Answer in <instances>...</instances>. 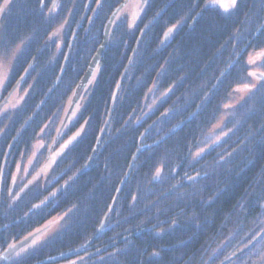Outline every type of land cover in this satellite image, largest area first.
<instances>
[{"label":"clouds","instance_id":"9594fccd","mask_svg":"<svg viewBox=\"0 0 264 264\" xmlns=\"http://www.w3.org/2000/svg\"><path fill=\"white\" fill-rule=\"evenodd\" d=\"M0 264H264V0H0Z\"/></svg>","mask_w":264,"mask_h":264}]
</instances>
